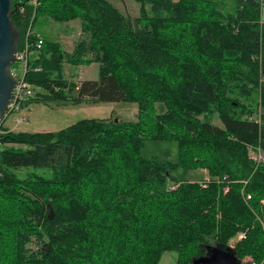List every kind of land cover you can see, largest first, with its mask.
Here are the masks:
<instances>
[{"label":"trees","instance_id":"obj_1","mask_svg":"<svg viewBox=\"0 0 264 264\" xmlns=\"http://www.w3.org/2000/svg\"><path fill=\"white\" fill-rule=\"evenodd\" d=\"M133 1L131 19L107 0H10L18 47L39 16L79 19L86 34L70 53L43 38L25 75L38 100L125 101L137 119L3 126L0 264H158L164 251L191 264L208 245L264 264V165L248 157L264 140V0L230 11L217 0ZM64 62H97L99 78L70 82ZM255 92L259 110L241 101ZM146 139L174 141L176 160L143 158ZM178 169L209 178L182 181Z\"/></svg>","mask_w":264,"mask_h":264},{"label":"rangeland","instance_id":"obj_2","mask_svg":"<svg viewBox=\"0 0 264 264\" xmlns=\"http://www.w3.org/2000/svg\"><path fill=\"white\" fill-rule=\"evenodd\" d=\"M115 6L122 14L133 19L139 15V4L133 0H107ZM223 4L225 10L230 11L234 7L233 0H217ZM33 31L41 35L40 37L57 41L62 35L65 45L63 50L70 53L73 42L81 40L78 32L80 30V20H70L67 22H56L47 16H39L33 24ZM43 39V40H44ZM59 43V42H58ZM61 45V44H60ZM62 47V46H61ZM89 56V55H88ZM62 77L73 83H78V79L96 80L99 78V64L92 63L87 67L74 66L68 63L62 64ZM36 91V90H35ZM31 101V102H29ZM246 103L252 102L254 110H259L258 92L252 94L250 100L241 98ZM165 110L163 103H156L155 113H162ZM21 113L28 117V124L14 126L12 118H9L4 127L11 131H51L64 128L77 120L84 118H108L121 121H130L137 119V105L135 103L119 102H90L83 101L79 104L63 103L59 101H41L33 93V97L23 103ZM213 124L222 126V122L214 115ZM143 158L155 157L160 160L175 161L177 157V146L174 141H157L146 139L141 149ZM39 173H44L42 169H36ZM23 172V171H22ZM174 175L182 181H203L208 179L206 170H185L178 169ZM158 264H177V253L175 251H164L158 261Z\"/></svg>","mask_w":264,"mask_h":264},{"label":"water","instance_id":"obj_3","mask_svg":"<svg viewBox=\"0 0 264 264\" xmlns=\"http://www.w3.org/2000/svg\"><path fill=\"white\" fill-rule=\"evenodd\" d=\"M14 9H11L10 0H0V118L6 111L15 83L11 65L15 60L20 32L11 19ZM47 208V218L51 220L54 212L50 204ZM191 264H239V260L230 249L208 245L207 253L193 258Z\"/></svg>","mask_w":264,"mask_h":264},{"label":"built area","instance_id":"obj_4","mask_svg":"<svg viewBox=\"0 0 264 264\" xmlns=\"http://www.w3.org/2000/svg\"><path fill=\"white\" fill-rule=\"evenodd\" d=\"M34 34L36 33L33 31V26L30 22L21 40L20 47L17 48L15 60L11 65V73L15 78V83L6 111L0 118V133L3 132L4 123L9 118H12L14 126L28 124V117L21 113V109L23 103L33 97L34 90L32 85L25 79V75L31 68L32 57L36 58L39 49L43 45V38L37 34V39L32 40ZM34 70L39 71L40 67H36ZM1 147L2 144L0 142ZM248 157L256 165H264V140H261L255 146L248 145ZM241 237H243V234L239 233L238 238Z\"/></svg>","mask_w":264,"mask_h":264},{"label":"crops","instance_id":"obj_5","mask_svg":"<svg viewBox=\"0 0 264 264\" xmlns=\"http://www.w3.org/2000/svg\"><path fill=\"white\" fill-rule=\"evenodd\" d=\"M35 33H36V32H35ZM36 34H37V33H36ZM37 35H39V34H37ZM62 35H63V34L60 35V38H59V36L56 37V38H57L58 42L61 44V46H62V48H63L64 45H65V42H64V38H62ZM78 35H80L81 39H86V34L81 33V32H78ZM39 36H41V35H39ZM75 44H76L75 42L72 43V45H71V50L74 48ZM92 63H95V62H92ZM92 63H90L89 65H91ZM89 65H78L77 67H79V66L87 67V66H89ZM80 80H84V79H78V81H80ZM76 83H77V82H76ZM29 102H31V101H29ZM103 119H110V117H108V118H103Z\"/></svg>","mask_w":264,"mask_h":264}]
</instances>
